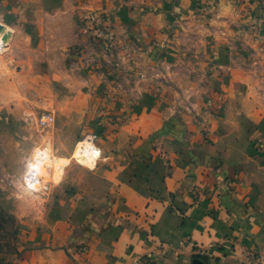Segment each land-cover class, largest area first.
I'll return each mask as SVG.
<instances>
[{
  "label": "crops",
  "instance_id": "crops-1",
  "mask_svg": "<svg viewBox=\"0 0 264 264\" xmlns=\"http://www.w3.org/2000/svg\"><path fill=\"white\" fill-rule=\"evenodd\" d=\"M87 10L109 17L99 47ZM0 16L10 73L40 59L49 88L56 49L75 75L53 151L69 157L85 130L102 149L69 165L47 228L0 264H264V61L235 48L258 41L264 0H0ZM2 58L0 89L18 88Z\"/></svg>",
  "mask_w": 264,
  "mask_h": 264
},
{
  "label": "rangeland",
  "instance_id": "rangeland-1",
  "mask_svg": "<svg viewBox=\"0 0 264 264\" xmlns=\"http://www.w3.org/2000/svg\"><path fill=\"white\" fill-rule=\"evenodd\" d=\"M87 1L89 0H82L84 3ZM91 11L87 10L84 13ZM2 23L4 21L0 16V24ZM7 30L5 33L0 32V39L7 38L10 41L12 31ZM256 32L259 35L256 43L240 41L236 43L235 48L257 52L259 61H264V30ZM97 43L98 47L101 46V40ZM91 48L98 51L97 47L91 46ZM9 51V46L0 48L3 57L2 86L6 85L5 81L13 79L18 88L3 87L0 89V261H8L12 254L20 253L21 249L30 245L28 237L31 234L36 235L42 232L43 228H47L45 225L47 209L51 205L49 199L54 196L57 187L64 183L69 165L78 164L74 159L78 140L71 155L62 158L53 151L47 138L48 132L53 130L56 123L58 97L73 93V90L59 89L58 86L68 79L74 81L75 75H66L60 71L59 65L62 59H60L59 52L54 49L51 52L50 87L42 88L45 73L41 72L45 68L40 65L41 60L37 59L39 64L33 68V73H21L20 66H14L10 73L7 66L9 60L6 59ZM76 80L79 81L78 78ZM47 112L55 116V122L52 126L43 128L39 124V117ZM87 131L94 130H85L82 135ZM42 146L48 148L52 154V168H42L43 183L39 184V190L28 192L25 190L24 177L27 174L31 178L33 153ZM86 166L92 167L91 165ZM43 184L54 186L53 192H45ZM49 209L50 212H56V207Z\"/></svg>",
  "mask_w": 264,
  "mask_h": 264
},
{
  "label": "built area",
  "instance_id": "built-area-1",
  "mask_svg": "<svg viewBox=\"0 0 264 264\" xmlns=\"http://www.w3.org/2000/svg\"><path fill=\"white\" fill-rule=\"evenodd\" d=\"M109 17L104 13L93 12L86 17V33H91L92 38L97 42L104 37V33L108 28ZM9 46V40L0 39V48H6ZM55 122V116L52 113H43L39 117V124L43 128L50 127ZM101 135L97 131H87L81 135L78 139L76 150L74 153V159L78 164L86 166L83 162L84 159L89 158L95 166L102 157V149L100 147ZM52 155L48 148L39 147L37 148L32 156V170L30 172V177L33 182L39 181V184L43 183V177L41 175V169H51L52 168ZM89 167V166H87ZM45 191H48L50 184H43ZM193 198L195 202H198L200 199V191H195L193 193ZM87 247H82L79 251L86 252ZM247 256L251 264H259L261 258L253 253L248 251Z\"/></svg>",
  "mask_w": 264,
  "mask_h": 264
},
{
  "label": "clouds",
  "instance_id": "clouds-1",
  "mask_svg": "<svg viewBox=\"0 0 264 264\" xmlns=\"http://www.w3.org/2000/svg\"><path fill=\"white\" fill-rule=\"evenodd\" d=\"M25 190L28 192L39 190V181L33 182L31 178L26 174L24 177Z\"/></svg>",
  "mask_w": 264,
  "mask_h": 264
},
{
  "label": "bare ground",
  "instance_id": "bare-ground-1",
  "mask_svg": "<svg viewBox=\"0 0 264 264\" xmlns=\"http://www.w3.org/2000/svg\"><path fill=\"white\" fill-rule=\"evenodd\" d=\"M7 29L8 28H4L2 30V32L5 33L6 31H8ZM83 162H84L85 165H91V166H93V163L91 162V160L89 158L84 159Z\"/></svg>",
  "mask_w": 264,
  "mask_h": 264
},
{
  "label": "water",
  "instance_id": "water-1",
  "mask_svg": "<svg viewBox=\"0 0 264 264\" xmlns=\"http://www.w3.org/2000/svg\"><path fill=\"white\" fill-rule=\"evenodd\" d=\"M4 28H6L4 25H0V32H1ZM4 40H7V38H4Z\"/></svg>",
  "mask_w": 264,
  "mask_h": 264
}]
</instances>
